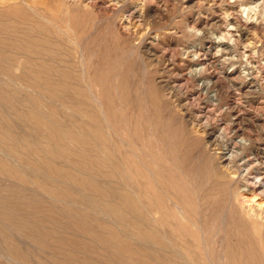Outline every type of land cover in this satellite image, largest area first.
I'll use <instances>...</instances> for the list:
<instances>
[{
  "label": "bare ground",
  "instance_id": "obj_1",
  "mask_svg": "<svg viewBox=\"0 0 264 264\" xmlns=\"http://www.w3.org/2000/svg\"><path fill=\"white\" fill-rule=\"evenodd\" d=\"M51 1L0 0V84L9 87L10 93L18 98L21 97V91L24 90L23 82H36L40 87H43L45 83L49 84L50 81L62 83L68 77L74 76L71 73L69 76V71L75 72L74 70L78 69L79 78H81L90 94L92 104L88 105L89 107L92 106V111L94 110L99 115L95 129L105 134L111 144H117L116 141L120 144L119 147L116 145L115 156L112 155L116 158V161H114L110 154L113 150L107 145L111 152L106 153L104 147L97 141L96 135H94L96 133L89 131L86 127L87 123L85 124L82 120L85 118V112L92 113V111L88 112L91 108L89 109L86 101L82 99L75 100L71 91L68 92L66 89L60 91L59 87H62L63 83H55L53 85L55 90H49V95L54 98L52 101L54 100L53 103L61 112L67 113L71 110L69 114L85 125L83 127L73 124L74 130L79 132L77 136H74L71 121V123L69 121L67 123V119H65L66 122L58 123L59 121L57 122L55 119L56 114H48L44 112L45 110L38 109L37 105L41 103L35 104V97L33 96L34 98L31 99L26 93L28 89L25 88L27 90L25 93L30 98H26V100L14 98L11 100L4 99V89L0 88V95L3 96L0 102V249L2 250L0 263L74 264L76 260L80 264H88L90 257L85 249L77 250L71 246L76 240L84 238L74 231L71 217L72 208L82 205L83 208L87 207L92 213L95 212L94 214L98 218L115 226L118 231L124 234L125 238L127 237L129 240L148 248L150 260L153 264H264V161H262L259 154L256 157H252L248 153L245 154L249 150L248 141L240 136L243 129L239 126L244 125L245 117L235 114L234 105H227L224 113L231 120L229 127L234 133L233 147L228 149L226 153H207L208 147L215 140H219L221 143L224 133L219 131L212 141L209 130L210 125L198 121L196 115H191V113L187 115V111H189L187 106L180 104V99L181 101L184 100L183 93L185 92L182 93L176 87H173L172 92L166 93L168 95L167 100L171 102L174 95L181 97L177 104V108H179L177 112L180 114L182 124V128L179 127L181 134L169 132L166 136L163 134L160 136L158 135V129H162L164 124L149 123L151 122L149 120V127L153 129L151 131H154V136L158 139L156 144L159 146L157 145V156L153 152L150 153L151 151L145 152L144 148H141V145L138 146V142H135V140H138L132 133L135 126L129 132L125 129L130 135L129 137L122 126L119 127L115 124L114 119L116 118L111 116L109 107L110 99L112 100L113 97L108 98L110 102L106 104L101 94L93 88L88 73L91 59L87 60L85 53L87 50L84 51L83 45L81 46L82 43L77 41L76 34V40L71 35H74L73 28L67 25V31H65L59 25L62 21L60 22L51 15L52 9L49 7ZM55 1H57V7L60 10L63 8L69 9L71 6L88 10L102 5L105 9L107 8L113 12L112 17H115L114 12L119 8V13L123 15L127 11L124 6L126 0ZM145 6L142 8L132 5L128 20L122 19L121 27L125 33L129 32L128 35L133 33L131 32L134 26L133 18L138 17L143 20V18L152 14L163 15L152 12L149 8L146 11ZM239 6L241 17H236L239 14H233L236 16L230 17L231 20H226L227 26L223 32L221 30L211 32L212 30L208 28L198 29L197 27L196 29L195 24L191 26L185 24L184 21L182 22V24L188 25L184 26L183 34H188L187 37L193 39V43L189 45L191 47L189 50L180 49L178 53L183 57L180 60L187 68V70H182L181 75L192 88L196 90L197 88L204 89L209 95L212 94L211 98L214 97L218 104L222 106L227 96V92L224 90L225 87L240 92L245 88L252 87L247 90L249 95L264 94V86L258 85L257 78L253 77L249 71V68L253 67L251 65L252 56L246 53L247 50L255 52L257 48L255 40L249 41V33L252 30L255 33L263 31L260 27L255 26L256 23L253 27H250L251 23L249 21L253 18L255 20L264 18V0H243ZM226 13L228 14V12ZM244 14L246 19L242 16ZM26 17L31 22L28 23L25 20ZM124 17L126 16L124 15ZM198 21V17L195 18L194 23H197L196 26L200 22ZM58 37L60 38L58 39ZM155 38L157 40L158 36H155ZM246 40L248 41L245 42ZM56 42H59V44H56ZM206 43L209 45L205 46ZM56 46L59 47L55 51ZM53 47L54 49H52ZM240 47L245 48L242 53L243 57L246 58L244 66L242 61L237 62L240 67L232 72L223 71L221 79L215 75L207 76V61L211 57L210 52H212V49H215V57L219 53L222 56L227 55L230 48L236 51ZM92 57L95 56L92 55L90 58ZM140 57L142 56L140 55ZM224 57L223 60L227 64L233 66L236 63L233 57ZM261 58L264 59V56ZM116 65L114 66L116 67ZM97 69L98 66L95 70ZM35 74H38V77H35ZM114 80L113 82L111 80V85L116 83ZM222 82H224V86L221 84ZM50 85L52 86V84ZM107 85L109 86V84ZM76 86L78 85L76 84ZM35 89L37 88L35 87ZM115 89L122 95L120 98L126 96L123 94V88L119 89L115 86ZM32 90L29 89L30 93ZM41 94H39L40 97ZM76 94L78 95V93ZM108 94L104 96L107 98ZM66 97L74 98L69 102L70 105L66 103ZM44 100L45 98L43 102ZM57 102H59V105H56ZM125 102L127 103L126 100ZM52 105L49 104L48 106ZM117 107L116 109L120 113L122 112L120 123L122 120L126 124L128 119H130L128 123H133L131 122V116L127 113L128 109L124 108L122 104L117 105ZM24 108H27L30 113L40 116L50 135L58 138L69 136L70 143H73L76 138H81V140L91 139L92 144L97 147L96 149L102 153V156L106 157H104L102 165H99L107 168L109 172L102 173L104 170L97 171L95 169L97 165L94 164L97 163L100 157L98 159L94 156L95 152L92 149V155L86 154V157L82 154L83 148L78 153L82 156L79 158L87 160L88 163L85 165L90 168L85 169L80 165H72L64 156L67 146L62 145V143L59 144L61 151L55 150L52 151V154H44L38 166L32 167L30 153L41 150L40 145L36 141L35 143L26 141L24 135L14 131V126L18 124L16 121L18 116L14 112L24 110ZM123 108L124 110H122ZM136 113L138 112L136 111L135 115H137ZM132 117L135 118L133 115ZM74 118L71 117L72 120ZM149 136H152V134ZM66 139L65 137L64 140ZM185 142H189L194 148L191 152L192 157L197 155L190 168L185 167V159L180 155ZM198 145L205 152V158L202 157L203 162L200 163L201 165L199 164V169ZM147 149L151 150L149 146ZM75 153L77 154V152ZM220 154L223 155L220 156ZM242 154L246 155L243 159L245 160L244 164L251 165L249 170L246 169L244 172L242 166L237 165V161L243 157H241ZM225 160L228 161L227 165H224ZM53 166L56 170H53ZM104 167L102 168L104 169ZM92 169L95 171L94 173L91 171ZM112 172H115L114 174L118 179L114 183L115 187L109 186L112 185L111 182L106 184V180H103L104 174H111ZM76 185L79 187H76ZM218 186H224V196L222 195L223 197L220 196L221 198H219L217 193L209 197L207 193L210 190L216 191ZM208 197L212 201H209ZM82 224L86 225V223ZM248 239L252 241L251 244L248 243ZM99 247L101 248V246ZM116 258L119 264H133L120 255H117ZM109 261L111 262V260Z\"/></svg>",
  "mask_w": 264,
  "mask_h": 264
},
{
  "label": "rangeland",
  "instance_id": "obj_2",
  "mask_svg": "<svg viewBox=\"0 0 264 264\" xmlns=\"http://www.w3.org/2000/svg\"><path fill=\"white\" fill-rule=\"evenodd\" d=\"M215 1H212V0H204V1L203 0H126V3H124L125 4L124 6L126 7L127 11L126 13H124V15L127 18L124 17L122 13H119L120 8L114 12L115 17H112L113 12L107 8L105 9V7H103L102 5H98L99 7L96 6L97 9L94 7V8H89L88 10H85L78 6H71L69 9L63 8L62 10H60L57 7L58 6L57 1L52 0L51 3L49 4V7L52 9L51 15H53L60 22L62 21L61 22L62 24L59 23L60 27L63 28L65 31H67V25L68 27L73 28L74 35L71 33L70 34L73 36V38L77 36V41L79 43H82L81 46L83 45L82 48L84 47L83 48L84 51L87 50L85 51L87 60L91 59L90 66L88 68L89 69L88 73L91 78V83L94 86L93 88L96 91H98V93L101 94V96L103 97V101H105L106 104H108L107 102L111 101L109 103L110 114L111 116H113V118H116L114 119L115 124L118 125L119 127L122 126V129L124 131L125 129H127L126 130L127 132H129V130L134 129L132 133H134L136 139H138V140H135V142H138L137 145L138 146L141 145L140 147L144 148L145 152L151 151L150 153L153 152L157 156L156 151H158V148H157L158 144H156L158 143V139L154 136V131H151L153 129L149 127V123L155 122L154 124H162V125L164 124L162 129H158V135L160 136L162 134L166 136L169 132L181 134V130H180V128H182L181 117H180V114L177 112V109H179L177 108L178 107L177 104L179 103V99L181 97L174 95L175 97L174 96L172 97L171 102H168L167 100V97H168L167 94L172 92L173 87H176L182 93L185 92L183 93L184 100L181 101L180 99V104L181 105L185 104L187 106V109L189 110L187 111V115H190V113L191 115L192 114L196 115L198 117V121L200 120L202 123H208L210 125L209 130H210V136H211L212 141L215 139V136L219 133V131L224 133L223 134L225 136V137L223 136L224 141L221 140V143H220L219 140L217 141L215 140V142H213L210 146L208 145L209 147H208L207 153H210V154L211 153L215 154L218 152L226 153L228 149H232L233 147L232 139H234V133L229 127V123H231V120L224 113V110L227 107V105L232 104L235 106V110H236L235 114L236 115L239 114L245 117V120L243 121L244 125L243 126L239 125L243 129V130L241 129L242 135L240 136L241 137L243 136L248 141L249 150L248 152L244 151L245 154L247 153L251 154L250 156L252 157L254 156L256 157V155L259 154L262 157L261 158L262 161H264V94L263 95L256 94L254 96L249 95L247 90L251 89L252 87L248 89L245 88L241 92L225 87L224 90L225 92H227V96L224 99V103L222 106L221 104L220 105L218 104V102L214 99V97L211 98L212 94L209 95V93H207L204 89L197 88L196 90L195 88H192L186 82L185 78H183L181 75L182 70H187V68L184 66L183 62L180 60V58H183V57H181L178 53L180 49L189 50L191 48L189 47V45L193 43V39L187 37L188 34H183L184 26H188V25L192 26L195 24L194 27L196 29L197 27L198 29L208 28L212 30L211 32H218L220 30L223 32L227 26L226 20H229L230 17L231 18L235 17L237 14L239 15H237L236 17H241V13H240L241 8L239 5L243 2V0H217L216 2ZM132 5H137L138 7L140 6L142 8L146 5L145 6L146 11L149 8L152 12L163 14L164 17L163 15L160 16L158 14L156 15L152 14L153 16L150 15L148 17L143 18V20L138 17H135L132 19V21L135 23L134 24L132 22L134 26L132 27L131 32L133 33H130V35H128L129 32L125 33V31L122 29L121 22L126 19L128 20V17L130 14L129 11L131 10ZM102 7L105 9V11ZM226 12H228V14ZM233 14H236V15H233ZM242 16H244V19H246L245 14ZM197 17L200 21V22L198 21L199 22L198 26H196L197 23H194V20L195 18L197 19ZM262 19L260 18V19L255 20V18H253L249 21L251 23L250 27H253L254 23H256L255 26L260 27V29L261 30L263 29V31H258L255 33L254 30H252V32L249 33L248 35L249 41L255 40L256 41L255 45H257V48L255 49V52H253L252 50L246 51V53L252 56L251 65L253 67L251 69L249 68V71L251 72V75H253V77L257 78L258 83H259L258 85L261 84L260 86L262 85L264 86V64H263L264 59L261 58L264 56V18ZM25 20L28 23L31 22L28 17H26ZM183 21L185 24H188V25H185L184 23L182 24ZM116 23H118L119 25ZM155 36L156 37L158 36L157 40H155L156 39ZM59 38L60 37H58V39ZM247 41L248 40H246L245 42ZM57 43L59 44V42H56V44ZM31 45H33V43H31ZM208 45H209L208 43L205 44V46H208ZM258 46H260L261 48L259 47L260 48L259 49ZM58 47L59 46L55 47V51L58 49ZM242 48L243 47H240L239 48L240 50L237 49L236 51L230 48V52L227 55L224 53L225 54L224 56H229V57L234 58L236 62L233 65L234 67L231 64H227L226 61L223 60L225 57L222 56L221 53H219L220 55L218 54L217 56L214 57V54L216 52H215V49H212V52H210L211 57H209V60L207 61V70H206L207 76L215 75L216 77L221 79L222 78L221 74L223 71L232 72L234 71V69L236 70L238 69V67H240V64L237 62L242 61L244 63L243 64L244 66L246 64V61H245L246 58L243 57L242 53L245 51V48L243 49ZM52 49H54V47ZM89 54L91 56L94 55L95 57L90 58L91 56ZM140 55L142 57H140ZM170 60H172L173 62H171ZM114 65H116V67ZM97 66H98V69H97L98 71L95 70ZM74 71L75 72H72V71L68 72L69 76L71 74H74V76L72 77L70 76L71 79L68 77V79L65 80L66 83H64L65 81L62 82L63 83V85H61L62 87H59L60 89L59 88L58 89L60 91H62L63 89H66L68 92L71 91L73 93V97L75 98V100L82 99L86 101L87 105L88 104L91 105L92 102L90 100L89 91L84 86L81 78H79L80 76H79L78 69ZM115 71L116 73H114ZM112 75L113 76L115 75V76L113 77ZM35 77H38V74H35ZM102 77H103V80H102ZM72 79H74L75 81ZM111 80L112 82L113 80L114 82H116V83H113L116 87H118L119 89H122V88L124 89L123 94L124 96L126 95L125 97L120 98V96L122 95H120L116 91L115 86L113 84L111 85L112 83ZM50 82H48L49 84L45 83V85L43 86L46 91L43 89V87H40L38 84H36V82H27V83L23 82L24 90L21 91V97H18V98L26 100V98L31 97V99H33L35 97L34 98L35 104L37 105L38 102L39 104L41 103L40 105H37L38 109H41V111L45 110L44 112L48 114H56L55 119L57 120V122L59 121L58 123L66 122L65 119H67V123L71 121L72 123L71 122L70 123L72 124V127H73L72 130L74 131V134H75L73 135L77 136L79 132L77 130L76 131L74 130L73 124L83 126V127H85V125L81 121L79 122L77 118H74L72 115L69 114L71 110H69V112L67 113L64 111L66 113L65 114L63 113V111L61 112V110H59L57 106H55V104L53 103L54 100L52 101V99L54 98H52L49 95V92H50L49 90L51 91L55 90L54 89L55 87L53 85L55 83L60 84L61 82H58V81L56 82L50 81ZM97 82L99 83V85ZM75 83L78 86H76ZM160 83L162 86L160 85ZM50 84H52V86ZM107 84H109V86ZM221 84L224 86V82H222ZM2 85L0 84V88L4 89L3 90L5 93L4 99L5 98L11 99V100L14 98L18 99L16 98L17 96L14 97V95L10 93L9 87H7L4 84ZM35 87L43 91L40 90L41 91L40 92L39 90L35 89ZM108 87H110L112 91L110 88L109 90H107ZM25 88L28 89V91L29 89L30 90L33 89L35 91L33 92L32 90L31 93L30 91L28 93V91ZM125 88H126V91H125ZM25 91H27L26 93L30 97L26 95ZM106 91H108L109 94ZM22 92L25 94H23ZM103 92H105V94H103ZM129 92L132 94H130ZM40 93H42L41 94L42 98L39 95ZM76 93H78V95ZM106 94H108L107 98L105 97L107 96ZM35 95L36 96L39 95L37 97L38 100ZM42 95L45 96L44 102H43L44 98ZM46 95H47V99H46ZM118 95H119L120 100L118 98ZM73 97H69V98L66 97L65 98L66 99L65 101H67L66 103L69 104V102L74 99ZM2 98L3 96L0 95V102L2 101ZM108 98L109 99L112 98V100L110 99L109 101ZM124 98L127 101V103L125 102V100L123 101ZM49 104L51 105L53 104L52 105L53 107L52 106L49 107L48 106ZM121 104L122 106H124V108L128 109L127 113H129L128 115L131 116V122H133L134 124L128 123L130 122V119H128L126 124L122 120L120 123V119H121L120 115L122 114V112L120 113V111L117 110L116 107L117 105L120 106ZM56 105H59V102H57ZM39 106H42V107H39ZM54 106L56 107V109L54 108ZM124 108L122 110H124ZM89 109L90 110H88V112L92 111V106L89 107ZM136 111L138 112L136 113L137 115H135ZM93 112L95 113L94 110L92 111V113L85 112L84 113L85 118L82 120L84 121L85 124L87 123L88 126L86 125V127L88 128L89 131L96 133L94 135H96V138L99 144L102 147H104L105 149L104 151L106 153L107 152L109 153L111 152V149H112L113 151L110 154L111 156L112 155L115 156V153L117 151L116 145L118 146L120 143L116 141L117 144L115 145L111 144L109 141V138L105 134L95 129L97 121H98L97 118L99 115H97V112L95 113L96 115ZM130 112L132 113L133 116H135V118L132 117ZM11 114L13 115V113ZM14 114H16L19 118V119L18 118L16 119L18 124L14 126L15 133L19 132L20 134L26 137V141L28 140L29 142H32V143H35L36 141V143L40 145L41 150H38L35 153L34 152L30 153L31 155L30 164L32 167L38 166L39 162L42 161V156L44 154H52V151L54 152L55 150L61 151V147H59L60 146L59 144L62 143V145L67 146L64 156H66V160L70 161L72 165L74 164L80 165L85 169L90 168L87 165H85L86 163H88L87 160L83 158L82 159L79 158L82 156L78 155V153L80 152V150L86 149L85 151L89 153H86L84 150L82 151L83 152L82 154L84 155V157H86L85 156L86 154L92 155V150H93L95 152L94 156H96L98 159L100 157L101 159V160L100 159L97 160V163L94 164L95 166L97 165V168L95 167V169L97 171L104 170L102 171V173L109 172L107 168H105L104 166H101L102 161L105 156H102V153L98 151V149H96L97 147H95V145L92 144L91 139H88V140L82 139L83 140L82 141L81 138H76L75 141L79 144L78 146V144L75 141H73V143H70V140L68 139L69 136H62L61 138H58L54 135H50V132L47 131L46 126L44 122L41 120L40 116L30 113V111L27 108L26 109L24 108V110H19L18 112L15 111ZM71 117L74 118L73 119L74 121L71 119ZM143 117H144V120H143ZM149 120L151 122H149ZM141 124H142V127H141ZM151 134L152 136H149ZM90 135H93V134H90ZM143 135L147 138L145 137L143 138L142 137ZM128 136L130 137L129 134ZM65 137L68 140L67 139L64 140ZM140 139H144V140H140ZM185 143L183 144V148L181 151L182 154L180 155L183 156L185 159L184 160L185 167L187 166L186 168H190L195 160V157L197 158V155L195 157H192L193 155H191V152L194 148H192L189 142H185ZM70 144L73 146H71ZM107 145L111 149L108 148ZM148 146L151 150L147 149ZM251 148H253V150H251ZM75 152H77V154ZM239 152L242 153L241 151ZM204 154L205 152L203 148L200 145H198V169L200 168V165L203 162L202 157L205 158ZM222 155L223 154H220V156ZM245 156L246 155L242 154L241 155L242 158L240 160L238 159L239 161H237V165L240 167L242 166L241 168H243V172L246 169L249 170V168L251 167V165L244 164L245 160L243 159L245 158ZM76 158H79V159H76ZM112 158L114 161H116L115 157L112 156ZM227 162L228 161L225 160L224 165H227ZM102 167H104V169ZM52 168L53 170H56L54 166ZM91 171L93 173L95 172L93 169ZM112 173L104 174L103 180L104 181L106 180L105 181L106 184H109L111 182L112 185H109V186L115 187L114 183L117 182L118 179L116 178V175L114 174L115 172H112ZM76 187H79V186L76 185ZM217 193L219 195V198L223 197L224 196L223 194L224 186L222 187L218 186L216 191L210 190L207 194L209 195V197H211L210 195H215ZM111 196L112 194L110 195V197ZM209 201H212L211 198H209ZM82 208H83L82 205L72 208L71 217L73 220L74 231H76L80 236H82V238L83 237L84 238L80 240H76V242H73L71 246L77 250H81V248L85 249V251L88 253L90 257V258L88 257L89 260L90 261L92 260V262L88 260L89 261L88 264H93V263L95 264H119L116 258L117 255L122 256L125 260L133 264H153L152 261L150 260V253H149L148 248H146L140 243H136L135 241L129 240L127 237L125 238L124 234L118 231V229L115 226H113L112 224L108 223L105 220L98 218L94 214L95 212L92 213L87 207L83 209ZM82 223H86V225ZM110 227H113V228H110ZM251 242L252 241L248 239V243L251 244ZM99 246H101V248ZM1 252L2 250L0 249V253ZM109 260H111V262ZM0 264H2V262ZM74 264H80V263H78L75 260Z\"/></svg>",
  "mask_w": 264,
  "mask_h": 264
}]
</instances>
